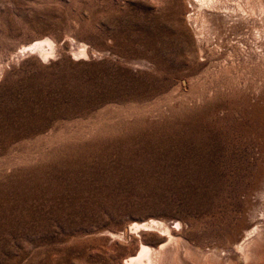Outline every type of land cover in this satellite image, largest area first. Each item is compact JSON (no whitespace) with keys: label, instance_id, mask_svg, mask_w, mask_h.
I'll return each instance as SVG.
<instances>
[{"label":"rangeland","instance_id":"obj_1","mask_svg":"<svg viewBox=\"0 0 264 264\" xmlns=\"http://www.w3.org/2000/svg\"><path fill=\"white\" fill-rule=\"evenodd\" d=\"M186 8L0 0V264H128L140 242L158 249L168 236L115 235L151 219L182 223L172 236L204 254L230 253L242 193L264 171L261 122L238 86L263 90L264 60L242 71L236 55V70L217 72ZM42 39L45 59L19 53Z\"/></svg>","mask_w":264,"mask_h":264},{"label":"bare ground","instance_id":"obj_2","mask_svg":"<svg viewBox=\"0 0 264 264\" xmlns=\"http://www.w3.org/2000/svg\"><path fill=\"white\" fill-rule=\"evenodd\" d=\"M184 1L187 7L186 25L191 29L193 39L197 44L200 59L203 60L204 63L210 64L209 66H212V68L218 67L219 70L216 69L218 70L217 72L222 73L221 70H223V72L225 70L226 72V69H229L231 66H233L232 69L234 68L236 63L234 62V57H236V55L240 56V58L238 57L237 64H240V66L242 65L241 67L239 66V69H242V71L248 64H255L257 58L264 60V0ZM202 8L209 10L210 13L208 15L210 17H216L218 24L210 23L209 21L211 19L205 17L204 14L201 13ZM198 11L202 14L201 16L197 15ZM212 20H214V18ZM204 29L210 33L207 35L211 37V40L205 34ZM259 38L262 40L257 42L256 39L259 40ZM79 48L82 49L80 53L86 55V46L82 45ZM23 52L33 53L43 60L48 54L53 53V44L49 39L35 40L29 45L23 46L19 53ZM214 52L219 56H215ZM215 59L217 60L214 61ZM255 65L253 66L255 67ZM209 69L210 68H207L208 71H210ZM241 75L244 74L241 73ZM186 83L185 80L180 82L183 87H186ZM247 86L248 85L245 83H240L238 88L243 93L242 103L244 104L245 112L252 113L250 119L255 117V120L257 118L261 122V129L259 128V135L261 138H258L257 146L259 164H264V89L259 92L253 91V93H250V91L247 90ZM250 90L252 89L250 88ZM258 174L262 182L242 193L243 200L235 213L236 220L241 224V229L236 237L229 243L232 245L230 253H222L219 255L220 253L217 254L215 251V253L204 254L199 251L200 249L197 250L190 247L186 241L172 236L173 234L171 232L173 231H171V229L180 228L182 223L180 224V222L175 221L171 228L161 220L151 219L143 223H131L123 228L115 237L129 239L131 234L139 235L138 233L142 230L153 229L162 232L163 236L167 235L168 240L158 249L140 242L141 248L139 255L128 259L127 263L184 264L183 260L189 259L195 264H264V171L260 169L257 176ZM256 198H259L261 201L259 203L261 204L260 207L255 205L256 201H253ZM174 226H176V228ZM169 247L173 249L171 248L172 250H170L168 249ZM221 249H224V247ZM228 249L230 250L229 246Z\"/></svg>","mask_w":264,"mask_h":264}]
</instances>
